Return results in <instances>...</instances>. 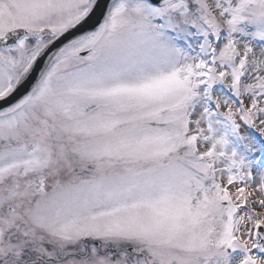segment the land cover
Wrapping results in <instances>:
<instances>
[{
  "label": "snow or ice",
  "instance_id": "6c2138e0",
  "mask_svg": "<svg viewBox=\"0 0 264 264\" xmlns=\"http://www.w3.org/2000/svg\"><path fill=\"white\" fill-rule=\"evenodd\" d=\"M0 264H264V0H0Z\"/></svg>",
  "mask_w": 264,
  "mask_h": 264
}]
</instances>
